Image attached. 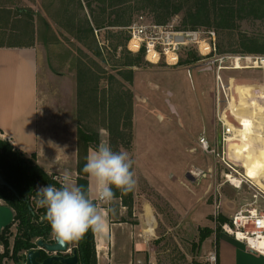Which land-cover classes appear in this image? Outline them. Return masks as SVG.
I'll return each mask as SVG.
<instances>
[{
    "label": "rangeland",
    "instance_id": "1",
    "mask_svg": "<svg viewBox=\"0 0 264 264\" xmlns=\"http://www.w3.org/2000/svg\"><path fill=\"white\" fill-rule=\"evenodd\" d=\"M143 5L136 0L127 2L120 7L119 16L111 7L103 11L101 0H0V44L26 43L37 47L42 62L41 86L46 91L49 106L58 114L62 111L64 120L72 122L77 130L78 57L82 56L87 64L90 57L95 58L98 65L105 68L106 72L100 74L98 96L107 93L112 98L113 92L122 90L125 105L120 115L123 119L119 128L111 133L110 120L105 119L100 108L99 112L98 108L90 112L82 120L83 127L86 123L88 131L95 136L89 149H96L105 142L113 151L126 150L134 160L137 186L133 195L137 190L143 194L142 200H148L172 216V201L183 204V207L179 206L183 210L181 220L175 223L171 217L168 221L173 228L170 231L178 232L173 247H170L171 256L164 250V257L160 253L158 263L209 264L210 250L198 243L201 231L206 233L212 229L211 235L224 233L222 226L249 204L256 203L264 209V191L257 187L262 184L249 174L251 169L264 168V147L258 145V140L250 143V148L257 146L259 153L255 149L251 154H263L262 160L250 166L242 162L244 149L249 146L248 136H264V125L258 122L246 127L250 117L244 116L245 112H252L251 118L259 115L257 117L263 119L264 115L255 112L260 104L264 106V65L257 59L264 57L261 53L264 48V5L254 13L259 17L238 18L235 26L229 29L221 28L213 20L196 27L183 25L188 7L185 5L163 24L174 23L181 29L215 30L218 55L229 56L222 63L225 68L219 70L218 61L206 64L194 49H189L182 53L178 65L154 64L143 58L138 65L126 66L125 74L132 70L133 80L116 74L122 83L112 82L113 87L109 90L107 76L116 73L122 62L137 54L126 47V26L140 15L159 23L156 12ZM88 18L93 23L95 18L105 22V26L95 29L102 47L101 58L94 56L78 38V28H85ZM114 18L122 23L108 25ZM115 45L117 49H114ZM235 59H239L240 68ZM95 83L90 81L88 86ZM251 88L257 90L256 95L244 93ZM130 93L131 127L125 118ZM242 104L248 105L249 109L245 111ZM231 127L233 133L229 136L227 128ZM225 135L229 137L227 141L223 140ZM202 138L209 141L208 151L202 146ZM175 178L180 187L176 192L171 180ZM231 179L242 180V183L237 184ZM6 208L12 211L9 205L0 210ZM221 216L226 221L222 222ZM12 219L13 216L6 220L10 223ZM17 227L16 222L4 234L9 239V246L0 249L1 264H26L27 251H20L18 259L13 256ZM76 242H70L71 248L76 247L73 246Z\"/></svg>",
    "mask_w": 264,
    "mask_h": 264
},
{
    "label": "crops",
    "instance_id": "2",
    "mask_svg": "<svg viewBox=\"0 0 264 264\" xmlns=\"http://www.w3.org/2000/svg\"><path fill=\"white\" fill-rule=\"evenodd\" d=\"M41 67V57L34 45L0 44V137L28 156L36 153L37 163L58 181L68 171L77 183L78 130L72 122L64 120L62 111L58 114L49 106L41 86ZM88 180L90 185L89 177ZM171 180L176 192L180 188L177 178ZM141 197L143 194L135 190L131 211L117 197L111 204L95 200L96 206L106 212L104 231L93 233L97 264H136L138 260L162 264L163 261L158 263L160 253L163 256L165 250L171 256L170 247L178 232L170 231L173 228L168 221L171 217L175 223L181 220L183 210L179 206L183 204L172 201V216ZM0 207H8L2 198ZM10 208L12 211L0 210V232L9 224L6 219L15 216L14 208ZM211 234L202 247L216 252V264H264V252L251 249L225 231Z\"/></svg>",
    "mask_w": 264,
    "mask_h": 264
},
{
    "label": "trees",
    "instance_id": "3",
    "mask_svg": "<svg viewBox=\"0 0 264 264\" xmlns=\"http://www.w3.org/2000/svg\"><path fill=\"white\" fill-rule=\"evenodd\" d=\"M100 1V0H99ZM104 4L103 11H106L108 7L113 8L112 12L119 14L122 10L120 7L132 0H101ZM143 6H149L152 11L157 14V20L160 23L168 21L169 17L174 13L182 10L187 5L186 14L183 20V25L196 27L198 25H207L211 21H216L221 28L229 29L235 26L238 18H248L249 16L259 17L254 15L264 5V0H136ZM108 2V3H107ZM107 3V4H106ZM91 8V4L89 3ZM259 10H255V9ZM92 10V9H91ZM85 28L79 27V40L84 42L88 49L94 56L102 57V47L99 46L95 29L101 28L105 22L99 21L96 18L94 23L88 19L85 22ZM122 23L117 18L109 20L108 25H118ZM96 25V26H95ZM128 36H126L127 40ZM264 44V42H263ZM264 46V45H263ZM114 49H117L115 45ZM252 51V50H250ZM81 53L84 51L81 49ZM264 53V48L262 52ZM128 54H131L130 52ZM88 58V57H87ZM144 58L143 52L137 53L134 57H130L127 62L121 63V68H117L116 73L111 72L107 78L109 80V86L107 89H111L112 82H121L118 74L121 77H127V80H133V72L129 70L128 74H125V67L138 65L140 60ZM77 103H78V173L77 185L83 186L85 189L89 186L88 175L83 172V167L86 164V156L89 148L94 143L93 134L88 131V125L85 123L83 127L82 120L86 119L90 112L94 109L101 110L105 119L110 120L108 126L109 130L113 131L115 128H119L120 121L123 119L121 112L124 109L125 99L124 92L103 93L98 96L99 84L101 72L105 73V68L98 65L95 58H89V63L84 61L82 56L78 57L77 64ZM90 81H96L92 87L88 86ZM119 83V84H120ZM121 85V84H120ZM111 92V91H110ZM128 114L126 115L128 126H132V94L128 100ZM116 110L117 117H115ZM99 112V111H98ZM116 120V121H114ZM112 137V135H111ZM0 174L1 176L13 187L14 190L4 185L0 180V198L5 203L15 210V216L12 222L7 224L0 232V242L8 248L9 239L4 235L11 226L17 222V233L15 235L13 243V256L15 259L19 258V252L23 250H30L36 246V241L39 238H43L46 241H53V234L51 231L48 218H43L46 215V209L39 207L36 203L38 197L36 190L39 187L47 186L48 184L60 187V181H58L54 175L49 174L42 166L37 163L36 153H32L30 156L23 151L15 148L13 144L0 137ZM115 198H120L122 203L129 207V211L132 210L134 203L133 191L121 192L119 189L113 187ZM96 203V202H95ZM221 221H226L223 216L220 217ZM212 229L204 233L201 231L199 238V245L211 234ZM76 248L80 256L81 264H97L96 249L94 234L89 230L82 239L76 242ZM8 251V250H7ZM59 264V263H58Z\"/></svg>",
    "mask_w": 264,
    "mask_h": 264
},
{
    "label": "clouds",
    "instance_id": "4",
    "mask_svg": "<svg viewBox=\"0 0 264 264\" xmlns=\"http://www.w3.org/2000/svg\"><path fill=\"white\" fill-rule=\"evenodd\" d=\"M133 165L126 150L113 151L101 144L89 149L86 156L83 172L91 181L87 189L77 185L68 171L61 174L60 187H39L36 203L46 209L53 236L63 243L79 241L89 230L103 232L106 212L96 206L95 200L111 204L113 187L124 193L133 191L137 186Z\"/></svg>",
    "mask_w": 264,
    "mask_h": 264
},
{
    "label": "built area",
    "instance_id": "5",
    "mask_svg": "<svg viewBox=\"0 0 264 264\" xmlns=\"http://www.w3.org/2000/svg\"><path fill=\"white\" fill-rule=\"evenodd\" d=\"M126 29L128 50L135 53L143 52L144 58L150 63L162 62L171 66L178 65L181 62L182 53L194 49L200 55L201 60L206 61V64L220 62V70L225 68L222 63L229 57L218 55L216 31L212 29H181L174 23L151 22L144 15H140L127 25ZM239 59H235V61L237 62ZM257 59L264 65V57H257ZM221 86L224 89L222 81ZM229 131L230 128H227V132ZM226 137L225 135L224 141H227ZM201 143L203 148L208 151L209 141L202 138ZM201 173L202 171L199 172V174ZM255 204L252 203L239 209L222 227L226 233L245 242L251 249L264 252L261 248L254 247L249 240L250 238L264 237V209ZM3 246L1 244V249ZM26 251L28 252V250ZM209 261V264H216L217 254L215 251L210 253ZM136 264H142V261L138 260Z\"/></svg>",
    "mask_w": 264,
    "mask_h": 264
},
{
    "label": "water",
    "instance_id": "6",
    "mask_svg": "<svg viewBox=\"0 0 264 264\" xmlns=\"http://www.w3.org/2000/svg\"><path fill=\"white\" fill-rule=\"evenodd\" d=\"M107 144V143H103ZM191 177V175H188ZM1 182L8 186L10 189L14 190L13 187L1 176ZM44 215L43 218H46ZM36 247L31 248L26 255V264H81L78 249L71 248L70 242H60L57 238L53 236V241L49 242L43 238H39L36 241ZM72 249V250H71ZM42 250L51 253L45 258H42ZM71 250L70 254L69 251Z\"/></svg>",
    "mask_w": 264,
    "mask_h": 264
},
{
    "label": "bare ground",
    "instance_id": "7",
    "mask_svg": "<svg viewBox=\"0 0 264 264\" xmlns=\"http://www.w3.org/2000/svg\"><path fill=\"white\" fill-rule=\"evenodd\" d=\"M237 67L238 68H240L241 67V64H240V62H239V60H237ZM257 90L256 89H252L251 88V90H249V91H244V93H248V94H253V95H256L257 93H255ZM255 100V99H254ZM259 100V99H258ZM252 102V101H251ZM263 102V101H262ZM258 103V102H257ZM248 104H250V103H248ZM256 105V104H255ZM254 105V106H255ZM238 107H240V106H238ZM238 107H236V108H234V109H237ZM241 107L242 108H244V110L246 111V109H249L248 108V105H245V104H242L241 105ZM252 109H253V107H251ZM230 109L232 110V108H231V106H230ZM264 106L262 105V104H260V106H259V109H256L255 110V112L257 113V114H259V111L261 112V113H263L264 114ZM263 111V112H262ZM248 113V112H247ZM246 112L244 113V116H248V117H250V120L247 122V124H246V127L247 126H252L254 123H258L259 122V124H261V126H262V124L264 125V115H263V119H261L260 117H257V116H259V115H256V116H253L252 118H251V116L249 115L250 113H252V112H250L249 114H247ZM250 121H252V123H250ZM240 122V121H239ZM244 122H246V120L244 121ZM233 123V122H232ZM242 124H243V122H242ZM233 133V129H232V127L230 128V131H229V136L231 135ZM249 135V134H248ZM228 139H229V137H228ZM256 140H258L257 141V143H258V145H259V143L260 144H262V146H261V148L262 147H264V136L262 137H260V136H257L256 138H255V136H254V138H251L250 136H248V140H247V146H248V144H249V146L248 147H246L245 149H244V153H245V159L242 161L243 162V164H245V165H247V166H250L251 164H254V163H258V162H260L261 160H262V155L261 154H259L258 156L257 155H255L256 153H259V150H258V148H257V146H253L252 148H250V143H252V142H256ZM255 149H256V153L255 154H251V150L253 151V152H255ZM263 149V148H262ZM263 152V151H262ZM254 157H256V158H254ZM241 160H242V158H240ZM253 161V162H252ZM256 166V165H255ZM250 176L256 181V182H259L260 184H262V185H259V184H257V183H255L253 180H250L251 182H253L254 184H257V187L259 188V189H261L262 191H264V168H255V169H251V171H250ZM231 176L232 175H229V177L231 178ZM232 180V179H231ZM232 181H234V182H236L237 184L238 183H242V180H232ZM240 235V234H239ZM240 236H242V235H240ZM250 240V243L254 246V247H258V248H261L262 250H264V237H258V238H250L249 239Z\"/></svg>",
    "mask_w": 264,
    "mask_h": 264
},
{
    "label": "flooded vegetation",
    "instance_id": "8",
    "mask_svg": "<svg viewBox=\"0 0 264 264\" xmlns=\"http://www.w3.org/2000/svg\"><path fill=\"white\" fill-rule=\"evenodd\" d=\"M37 246V245H36ZM35 246V247H36ZM35 247H33V248H35ZM70 252L71 251H69V253H67V254H70ZM51 253H48V252H46V251H44V250H42V258H45V257H47L48 255H50ZM55 264H58V263H55Z\"/></svg>",
    "mask_w": 264,
    "mask_h": 264
}]
</instances>
